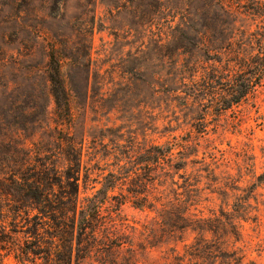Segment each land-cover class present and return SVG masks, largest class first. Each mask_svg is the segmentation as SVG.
Instances as JSON below:
<instances>
[{
    "label": "rangeland",
    "instance_id": "374dc122",
    "mask_svg": "<svg viewBox=\"0 0 264 264\" xmlns=\"http://www.w3.org/2000/svg\"><path fill=\"white\" fill-rule=\"evenodd\" d=\"M247 6V0H0V170L22 150L61 166L69 136L81 150L83 200L149 145L186 143L201 161L195 168L207 169L197 183L202 200L192 210L211 220L208 247L214 254L236 251L241 264H264V78L227 107V57L216 62L210 51L215 38L227 40L225 10L247 31L262 26L264 18L245 12ZM50 53L69 96L66 121L56 116L50 93ZM211 66L218 82L188 96V84H202ZM162 189V201L186 197L175 185ZM3 210L11 238L0 251L3 263L30 264L14 259L24 227ZM103 216L112 240L83 264H186L197 257L188 249L197 232L168 235L155 212L127 202Z\"/></svg>",
    "mask_w": 264,
    "mask_h": 264
},
{
    "label": "trees",
    "instance_id": "16d2710c",
    "mask_svg": "<svg viewBox=\"0 0 264 264\" xmlns=\"http://www.w3.org/2000/svg\"><path fill=\"white\" fill-rule=\"evenodd\" d=\"M247 2L245 12L264 18V4L251 0ZM225 11L229 18L227 40L221 42L215 38L210 51L217 55L213 58L216 62L221 63L222 55L227 57L228 107L253 92L264 78V23L253 31H247L236 24L232 9ZM219 75L218 69L211 66L210 72L202 75V84H188L190 93L187 95L194 96L205 82H218ZM48 81L55 114L61 121H66L70 116L69 96L59 62L51 53ZM211 93L215 99L220 96L219 93ZM63 144L61 166L57 161L33 160L29 151L22 150L16 160H12L13 163L5 162L12 166L0 170V251L11 242L6 231L5 207L11 219L24 227V245L14 251V259L30 264H83L105 241L112 240L113 234L105 230L112 226L103 216L104 210L129 202L136 209L157 213L163 222L162 230L168 235L187 229L197 232L194 245L188 247L189 253L197 251V257H191L186 264H213L216 259H220L221 264H232V261L233 264H241L242 257L236 256V251H222L219 248L218 254H214L205 238L212 231L211 220L198 217L192 210L202 200L204 189L198 188L197 183L201 170L207 169L195 168L194 165L201 161L196 158V150L191 146L169 142L149 145L142 153L118 166V170L109 171L100 188L82 200L79 196L83 168L81 150L74 138L69 136L63 140ZM188 167L192 168L191 173H186ZM175 176L183 180L181 185L174 179ZM55 185L59 187L58 192L54 191ZM165 185L184 189L186 197L183 199L178 193L172 200L162 201L165 189L158 190V187ZM116 188L121 191L120 200L117 195H109ZM2 196L12 198L3 199ZM159 204L160 208L157 207ZM234 219L237 217L230 218V223L236 229ZM232 233L238 240V233ZM3 257L0 253V264H5Z\"/></svg>",
    "mask_w": 264,
    "mask_h": 264
}]
</instances>
